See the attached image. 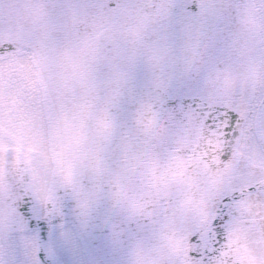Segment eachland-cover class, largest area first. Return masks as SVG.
I'll return each mask as SVG.
<instances>
[{
	"label": "water",
	"instance_id": "water-1",
	"mask_svg": "<svg viewBox=\"0 0 264 264\" xmlns=\"http://www.w3.org/2000/svg\"><path fill=\"white\" fill-rule=\"evenodd\" d=\"M258 19L254 0H0V58L32 59L52 163L42 200L27 157L0 148V240L34 232L45 252L71 226L89 264H264V183L231 189Z\"/></svg>",
	"mask_w": 264,
	"mask_h": 264
},
{
	"label": "flooded vegetation",
	"instance_id": "flooded-vegetation-1",
	"mask_svg": "<svg viewBox=\"0 0 264 264\" xmlns=\"http://www.w3.org/2000/svg\"><path fill=\"white\" fill-rule=\"evenodd\" d=\"M255 3L264 35V0ZM10 147L19 149L32 163L35 186L44 199L51 172L48 129L36 69L28 54L0 58V148ZM239 152L232 189L244 191L250 185L264 183V62ZM245 204L253 214L258 211L259 203L250 194L245 196ZM42 246L43 241L34 232L14 233L0 240V264H46L44 253H51L59 264H89L71 227L58 231L49 240L48 251L44 252Z\"/></svg>",
	"mask_w": 264,
	"mask_h": 264
},
{
	"label": "snow or ice",
	"instance_id": "snow-or-ice-1",
	"mask_svg": "<svg viewBox=\"0 0 264 264\" xmlns=\"http://www.w3.org/2000/svg\"><path fill=\"white\" fill-rule=\"evenodd\" d=\"M204 124L207 127L209 132H216L217 131V129H216L214 123H213V117H212L211 113L206 114L205 120H204ZM231 130H232V125L231 124H225V130L223 132V135L227 138L228 135H229V131H231ZM249 187L251 188L253 186L250 185ZM229 199H230V197H227V196L222 198L221 203L224 205V207L227 206L226 202ZM224 215L226 216L227 213H224ZM222 219H223V217H220L219 219H217L215 217L213 218V221H212V225H213V227H212V235L214 237H216L218 235L217 232H216V226L220 224V220H222ZM220 226L222 227V225H220ZM198 238L199 237L196 234H193V237H192L193 242H195ZM217 242H218V240H217ZM211 251H215V248H212ZM201 259L203 260V258H201Z\"/></svg>",
	"mask_w": 264,
	"mask_h": 264
}]
</instances>
